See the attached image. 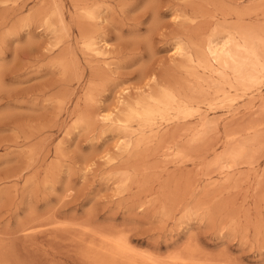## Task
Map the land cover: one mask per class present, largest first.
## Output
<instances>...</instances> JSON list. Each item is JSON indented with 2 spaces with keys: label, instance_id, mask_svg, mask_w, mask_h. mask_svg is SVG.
Here are the masks:
<instances>
[{
  "label": "rangeland",
  "instance_id": "rangeland-1",
  "mask_svg": "<svg viewBox=\"0 0 264 264\" xmlns=\"http://www.w3.org/2000/svg\"><path fill=\"white\" fill-rule=\"evenodd\" d=\"M84 6L94 19L82 18ZM57 8L67 30L56 14L44 22ZM217 15L205 0H0V176L23 174L0 187V235L34 244L24 257L91 264L84 238L123 233L159 260L194 246L217 263L264 264V130L243 132L264 122V86L205 109L212 125L191 144L196 119L162 125L169 142L126 150L128 135L97 117L119 115L120 98H139L154 76L185 83L179 48L205 40ZM82 27L106 48L100 55L84 51ZM233 131L253 147L221 169L215 157L231 149ZM169 143L187 156L171 155Z\"/></svg>",
  "mask_w": 264,
  "mask_h": 264
},
{
  "label": "bare ground",
  "instance_id": "bare-ground-1",
  "mask_svg": "<svg viewBox=\"0 0 264 264\" xmlns=\"http://www.w3.org/2000/svg\"><path fill=\"white\" fill-rule=\"evenodd\" d=\"M205 3L208 6L212 5L216 8L218 13L217 21L220 23L217 22L216 26L213 27L207 38H204L205 40H199L200 42H187V45L184 44V47L181 46V48H179V55L182 57V59L180 58L182 60L180 68L187 76H189L190 79L194 80L193 84H187L189 78L184 81L185 83L179 82L177 84H172L167 81L164 83L154 76L151 79L155 81L154 88L153 86L151 88L152 90L148 88L151 91L145 90L143 95H139L140 97L133 101H126V99H123L122 97L120 98V103L119 101L118 103H122L121 105H123V107L119 106L120 108L122 107L119 109V115L115 117L112 113L107 114L104 112L97 116L106 124L109 123L112 125L116 123L118 125V129L128 135L129 138L126 141H124L125 138L121 137V140L124 141L123 147H125L126 150L139 149L143 146H147L153 141H157L159 144L162 143L165 140L162 125H167L174 120H184L190 122L191 120L196 119V124L188 128L187 131L190 136V144L199 142L205 138L212 125V121L207 117V114L204 113L205 109H216L217 104H222L226 100L230 104L229 100L231 101L232 97H234L229 95L232 91L241 90L254 92L262 90V87L264 86V0H205ZM55 10L56 11L54 13H51L44 18V22L46 25L52 26L53 22L51 16L52 14H56L61 25L60 27L63 29L67 26L66 16L60 8ZM81 10L83 19L95 18L94 8L84 6ZM229 20L233 21L230 22ZM205 25L204 27L206 28ZM65 30H67V28H65ZM80 30L83 31L82 42L84 51L95 52L100 55L102 53V49L106 50V48L98 46V42L90 32V29L89 32L83 30V27ZM234 94H236V92H234ZM262 100H264V98ZM224 105L226 104L224 103ZM80 120L84 123L87 122L85 117ZM180 128L177 129L180 130ZM263 130L264 122H258L257 124L247 125L243 129V132L247 133V135L254 134L256 135L255 137H259L258 135H260ZM181 131L183 132V130ZM176 132H178V130ZM233 132H227L226 134L227 141L229 140L234 142L232 143L233 145L231 146V149H227L226 152L215 157L214 163L221 167V169L226 168L228 170L230 167V165H223L222 161L225 158L233 161L243 159L248 155L249 151L253 147V145L249 142L250 139H248V142L243 140V142H241V137L239 138L240 132ZM170 138L172 139L173 137ZM170 138L165 141L168 140L169 142ZM257 140L259 141L260 138H254L253 144H255ZM166 149L169 150L171 155L176 158H181V156L184 155L182 153L184 150H180L174 143H169ZM184 156H187V154ZM22 175H18L13 172L5 173L0 176V187L3 184L19 180ZM131 178V173H124L123 182H128ZM14 184L16 185V183ZM1 196L2 195H0V198ZM174 202L175 201L173 200L172 203L174 204ZM3 204L1 208L4 207ZM171 207L174 206L172 205ZM170 208L168 207V210H170ZM92 234L91 237L83 239L85 245L82 253L91 261V264H222L217 263L214 260H210L207 256L203 255L199 248L194 246H189L184 251H177L171 255L169 254L170 256L168 259L159 260V258L156 259L149 254H139L138 251L134 250V246L126 234L113 233L114 235L105 236L98 234L102 237H97L98 235L96 232V235H93V237ZM29 236L31 235L25 237L28 242L29 239L27 238H29ZM15 244L16 243L12 241L11 238H8V236L5 237L4 235H0V264H38L37 261L33 259L30 260L28 259L29 257L26 258L23 256L24 254H28L32 251L31 248L34 244L32 245L31 242H26L23 249L18 248V246H16L17 244ZM42 247L40 250L44 251ZM33 258L35 257L33 256Z\"/></svg>",
  "mask_w": 264,
  "mask_h": 264
}]
</instances>
